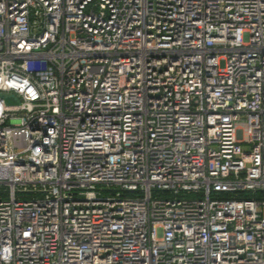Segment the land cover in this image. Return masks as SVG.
<instances>
[{
    "label": "built area",
    "instance_id": "built-area-1",
    "mask_svg": "<svg viewBox=\"0 0 264 264\" xmlns=\"http://www.w3.org/2000/svg\"><path fill=\"white\" fill-rule=\"evenodd\" d=\"M1 95L0 264H264V0H0Z\"/></svg>",
    "mask_w": 264,
    "mask_h": 264
},
{
    "label": "trees",
    "instance_id": "trees-1",
    "mask_svg": "<svg viewBox=\"0 0 264 264\" xmlns=\"http://www.w3.org/2000/svg\"><path fill=\"white\" fill-rule=\"evenodd\" d=\"M243 195L246 196V197H252V196L257 197L259 194L258 193L246 192V193H243Z\"/></svg>",
    "mask_w": 264,
    "mask_h": 264
},
{
    "label": "water",
    "instance_id": "water-1",
    "mask_svg": "<svg viewBox=\"0 0 264 264\" xmlns=\"http://www.w3.org/2000/svg\"><path fill=\"white\" fill-rule=\"evenodd\" d=\"M0 97H4L8 102L12 101L13 98L10 96H6V95H1Z\"/></svg>",
    "mask_w": 264,
    "mask_h": 264
},
{
    "label": "rangeland",
    "instance_id": "rangeland-1",
    "mask_svg": "<svg viewBox=\"0 0 264 264\" xmlns=\"http://www.w3.org/2000/svg\"><path fill=\"white\" fill-rule=\"evenodd\" d=\"M242 146H243V149H244L245 151H247V150L249 149V147H248L247 144H243Z\"/></svg>",
    "mask_w": 264,
    "mask_h": 264
}]
</instances>
